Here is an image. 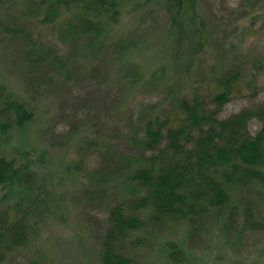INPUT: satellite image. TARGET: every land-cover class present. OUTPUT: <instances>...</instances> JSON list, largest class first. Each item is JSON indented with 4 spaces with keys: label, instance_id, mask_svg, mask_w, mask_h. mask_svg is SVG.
Listing matches in <instances>:
<instances>
[{
    "label": "trees",
    "instance_id": "16d2710c",
    "mask_svg": "<svg viewBox=\"0 0 264 264\" xmlns=\"http://www.w3.org/2000/svg\"><path fill=\"white\" fill-rule=\"evenodd\" d=\"M19 1L0 0V34L19 46L22 67L30 73L36 70L45 73L43 80L34 76L38 90L43 87L47 90L51 83L64 79L73 80L90 57L95 60L111 57L121 65L116 84L118 98L112 106L115 108L118 101L130 106L139 103L135 122L142 121V127L135 128L132 123L134 135L129 139L128 134L123 137L124 147L132 152L116 167L117 173L113 170L101 181L109 186L110 177L117 176L123 197L110 207L113 187L94 186L83 195L89 202L100 198L107 203L106 231L99 248L101 264H136L139 241L144 238L134 235L152 234L151 230L160 232L161 227L177 221L189 225V241H194L191 247L200 250L204 238L201 223L213 217L223 219L234 255L238 250L243 251L242 244L251 234L264 232V222L244 198L251 190L264 192V101L255 99L249 107L222 117L225 106L241 92L243 66L233 64L214 77L211 68L210 80L202 77L200 84L193 77L192 87L182 89L181 84H173L171 76L164 78L162 67L147 75L142 66L126 60L138 47V41L135 44L129 37H109V23L118 22L121 15L119 0H25L26 6L19 16H7V9ZM197 1L169 0L164 11L171 14L177 26L186 8ZM262 1L241 0L246 8L258 6ZM36 19L39 27L53 30L49 38L65 46L68 54L62 55L65 52L56 45L49 46V38L40 32ZM174 54V60L180 62V73H193L196 63L183 64V53ZM79 59L83 60L82 66H77ZM261 61L258 63L263 65ZM93 71L101 74L102 84L106 85L107 78L103 75L108 70L103 72L98 67ZM256 73L248 83L255 98L258 89L264 87V80ZM172 111L176 115L170 119L168 114ZM33 112L25 103L5 99L0 107V135H6L14 127H25L32 121ZM253 119L261 123L256 134L248 130ZM109 149L103 153L104 159L114 156ZM97 167V172H106L104 164L99 162ZM90 176L93 179L97 174ZM40 182L29 165H19L13 157L0 156L1 189L16 183L30 189ZM42 189L36 191L37 197L22 209L18 219L11 222V216L0 211V264L11 251L30 242V219L49 194ZM238 191H243L244 197ZM189 250L171 243L166 247V255L175 264H193Z\"/></svg>",
    "mask_w": 264,
    "mask_h": 264
},
{
    "label": "rangeland",
    "instance_id": "374dc122",
    "mask_svg": "<svg viewBox=\"0 0 264 264\" xmlns=\"http://www.w3.org/2000/svg\"><path fill=\"white\" fill-rule=\"evenodd\" d=\"M119 1L121 15L118 22L109 23V37L138 41V47L126 60L142 66L144 74L151 75L153 70L162 67L164 78L171 76L173 84L177 82L186 89L192 87L196 77L200 84L202 77L210 80L211 68L214 77L222 75L233 64L240 65L245 71L241 92L225 106L222 117L249 107L255 99L264 101V87L258 89L257 98L253 96V89L248 88L253 73L258 72L264 80V0L249 8L241 0H198L177 19V26L171 14L164 11L169 0ZM25 3L20 0L7 9V16H19ZM35 21L45 37L53 35L52 29L41 28L38 20ZM48 40L49 46L56 45L65 52L62 55L68 54L67 48L59 46L54 38ZM18 47L0 34V89L3 87L0 107L5 99L18 100L34 111V117L25 127H14L6 135H0V156L13 157L19 165H29L41 182L31 190L19 183L0 188V211L9 214L12 222L37 197L36 191L43 188L49 194L30 219V242L11 251L2 264H101L99 248L106 231L107 203L100 198L89 202L83 195L94 186L113 187L110 207L116 206L123 197L117 176L110 177L109 186L101 181L106 180L105 174L113 170L117 173L116 167L132 152L124 147L123 137L128 134L129 139L134 135L132 123L135 128L142 127V121L135 122L139 103L130 106L118 101L115 108L112 106L118 98L116 84L121 65L111 57L103 60L90 57L91 63L84 62L87 65L73 80L64 79L51 83L47 90L44 87L38 90L35 77L43 80L45 73L41 70L30 73L22 67ZM177 51L183 53V64L196 63L193 73H180V62L174 60ZM77 62V66H82L83 60ZM98 67L103 72L108 70L103 75L107 78L104 86L101 74H95L97 69L93 71ZM120 106L123 107L119 109ZM175 115V111L168 114L170 119ZM260 129L257 119L248 125L252 134ZM107 148L114 156L104 159ZM99 162L106 166L105 173L95 170ZM95 173L97 176L92 179L90 175ZM238 194L245 195L243 191ZM244 198L264 222V192L251 190ZM222 221L213 217L201 223L204 238L200 250L191 247L194 241H189V225L185 222L168 224L160 232L151 230L152 234L136 233L134 237L140 235L144 239L139 241L135 263L175 264L166 255L167 245L175 243L184 249L199 250H189L193 264H264V232L251 234L242 244L243 251L238 250L234 255L226 238L230 235Z\"/></svg>",
    "mask_w": 264,
    "mask_h": 264
}]
</instances>
